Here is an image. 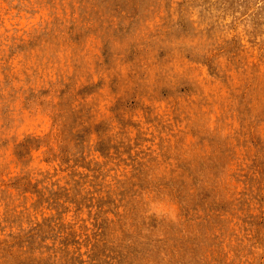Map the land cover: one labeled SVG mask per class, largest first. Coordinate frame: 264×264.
<instances>
[{
  "label": "rangeland",
  "instance_id": "rangeland-1",
  "mask_svg": "<svg viewBox=\"0 0 264 264\" xmlns=\"http://www.w3.org/2000/svg\"><path fill=\"white\" fill-rule=\"evenodd\" d=\"M0 264H264V0H0Z\"/></svg>",
  "mask_w": 264,
  "mask_h": 264
},
{
  "label": "bare ground",
  "instance_id": "bare-ground-1",
  "mask_svg": "<svg viewBox=\"0 0 264 264\" xmlns=\"http://www.w3.org/2000/svg\"><path fill=\"white\" fill-rule=\"evenodd\" d=\"M163 173V172H162ZM46 233V232H45ZM41 253V252H40Z\"/></svg>",
  "mask_w": 264,
  "mask_h": 264
}]
</instances>
